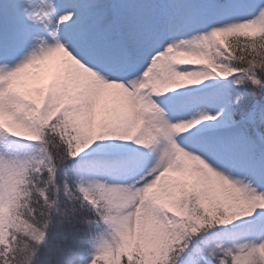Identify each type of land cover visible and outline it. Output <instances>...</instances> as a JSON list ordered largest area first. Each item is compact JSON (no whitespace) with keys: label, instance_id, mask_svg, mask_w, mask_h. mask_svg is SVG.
Instances as JSON below:
<instances>
[{"label":"snow or ice","instance_id":"snow-or-ice-1","mask_svg":"<svg viewBox=\"0 0 264 264\" xmlns=\"http://www.w3.org/2000/svg\"><path fill=\"white\" fill-rule=\"evenodd\" d=\"M0 264H264V0H0Z\"/></svg>","mask_w":264,"mask_h":264}]
</instances>
